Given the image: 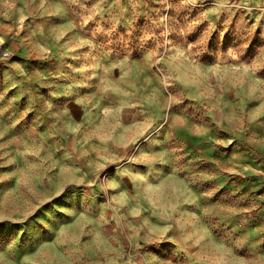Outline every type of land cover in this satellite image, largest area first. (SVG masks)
<instances>
[{
    "label": "rangeland",
    "instance_id": "374dc122",
    "mask_svg": "<svg viewBox=\"0 0 264 264\" xmlns=\"http://www.w3.org/2000/svg\"><path fill=\"white\" fill-rule=\"evenodd\" d=\"M0 264H264V0H0Z\"/></svg>",
    "mask_w": 264,
    "mask_h": 264
}]
</instances>
